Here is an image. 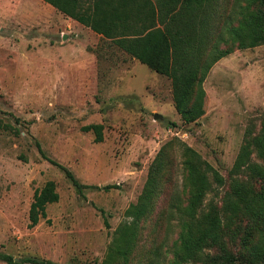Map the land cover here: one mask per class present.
Listing matches in <instances>:
<instances>
[{
	"label": "rangeland",
	"instance_id": "374dc122",
	"mask_svg": "<svg viewBox=\"0 0 264 264\" xmlns=\"http://www.w3.org/2000/svg\"><path fill=\"white\" fill-rule=\"evenodd\" d=\"M255 12L247 0H217L207 8L212 43L231 53L202 83L204 115L186 124L166 77L40 0H0V253L15 263L100 264L116 229L129 221L125 212L142 193L157 153L171 143L166 184L142 231L155 244L142 241L133 252V264L153 250L154 264H170L179 218L169 201L174 191L183 205L189 196L181 147L225 179L208 202L227 190L246 135L264 125V44L238 49L227 33ZM89 125L102 126L100 142L82 130ZM251 160L259 163L255 151ZM51 161L85 186L81 193ZM48 181L59 200L30 227L33 195Z\"/></svg>",
	"mask_w": 264,
	"mask_h": 264
},
{
	"label": "trees",
	"instance_id": "16d2710c",
	"mask_svg": "<svg viewBox=\"0 0 264 264\" xmlns=\"http://www.w3.org/2000/svg\"><path fill=\"white\" fill-rule=\"evenodd\" d=\"M41 1L166 77L171 83L173 107L184 123L195 122L204 115L202 83L211 67L231 53V49H217L212 43L216 35L206 14L217 0ZM247 1L256 9L250 23L227 31L238 49L264 44V0ZM82 130L92 131L95 141H101V125H89ZM246 137L230 170L227 190L208 202V194L223 189L225 179L194 150L181 147L183 184L189 196L183 205L174 191L169 201V208L179 218L170 264H264V125L258 135ZM167 149L171 150V143L157 153L142 193L125 212L129 221L116 229L100 264H133V252L139 243L149 241L151 248L155 244V238L142 236V231L166 184ZM252 151L259 163L251 160ZM51 163L64 172L78 193L82 192L85 186L65 167ZM58 200L54 182H46L33 195L29 226L45 219L47 205ZM158 255L156 250L145 251L140 257L142 261L135 264H154ZM0 261L51 264L30 258L15 263L11 256L1 253Z\"/></svg>",
	"mask_w": 264,
	"mask_h": 264
},
{
	"label": "crops",
	"instance_id": "0c3cea01",
	"mask_svg": "<svg viewBox=\"0 0 264 264\" xmlns=\"http://www.w3.org/2000/svg\"><path fill=\"white\" fill-rule=\"evenodd\" d=\"M41 1V0H40ZM73 22H75V23H77L79 26H83V25H81V24H79L78 22H76V21H74V20H72ZM84 27V26H83ZM86 28V27H85ZM90 30V29H89ZM98 35V34H97ZM100 36V35H99ZM101 37V36H100Z\"/></svg>",
	"mask_w": 264,
	"mask_h": 264
},
{
	"label": "water",
	"instance_id": "95a60500",
	"mask_svg": "<svg viewBox=\"0 0 264 264\" xmlns=\"http://www.w3.org/2000/svg\"><path fill=\"white\" fill-rule=\"evenodd\" d=\"M154 118H155V119L159 118V115H155Z\"/></svg>",
	"mask_w": 264,
	"mask_h": 264
}]
</instances>
